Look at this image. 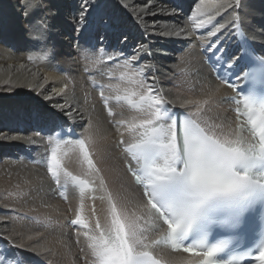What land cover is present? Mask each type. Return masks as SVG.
Wrapping results in <instances>:
<instances>
[{
	"label": "bare ground",
	"instance_id": "6f19581e",
	"mask_svg": "<svg viewBox=\"0 0 264 264\" xmlns=\"http://www.w3.org/2000/svg\"><path fill=\"white\" fill-rule=\"evenodd\" d=\"M35 4L40 7L32 12ZM91 5L88 35L95 48L77 26L82 0H0V258L3 264H98L91 238L111 227L115 208L125 223L137 221L155 258L193 264L198 259L172 250L165 225L147 214L143 190L126 166L139 163L125 147L138 143L140 124L153 119L155 105L141 101L142 95L162 96L169 111H185L219 138L239 136L246 147L253 144L249 123L233 111L241 109L231 100L233 87L215 70L224 59L238 63L240 33L264 55V0ZM37 17L47 25L46 39L30 28ZM100 21L112 29L106 53L96 39L98 28L103 35ZM200 21L207 26L196 28ZM67 39L76 42V52L68 51ZM34 108L56 113L67 134L42 130ZM77 215L82 223L74 225Z\"/></svg>",
	"mask_w": 264,
	"mask_h": 264
},
{
	"label": "snow or ice",
	"instance_id": "6c2138e0",
	"mask_svg": "<svg viewBox=\"0 0 264 264\" xmlns=\"http://www.w3.org/2000/svg\"><path fill=\"white\" fill-rule=\"evenodd\" d=\"M39 7V4L32 5V12ZM93 11L91 0H82L77 26L90 48L96 47L88 35ZM232 19L236 21L239 17L234 15ZM100 25L103 35L98 28L96 39L101 42L100 51L106 53L105 42L112 29L106 21H100ZM206 26L204 21L196 24L198 29ZM31 27L38 28L41 38L46 39L47 25L42 18L33 20ZM221 28H224L223 24L211 35L215 36ZM240 35L243 36V33ZM246 44L245 41V54L228 70L239 79L237 74L243 68L252 69L245 73L250 87L244 108L250 113L249 123L254 133L259 130V153L255 151V145L246 147L242 137L222 139L214 133L210 134L191 117L179 120L165 107L160 95L140 97L141 101L149 102L150 107L155 105L153 119L140 124L143 132L139 142L127 149L138 163L136 153L150 161L143 179L133 172L137 182L143 185L142 196L146 198L144 207L148 209L147 214L158 226H167V238L178 248L203 256L202 264H242L245 259L249 260V264H264V57H260L262 63L255 66ZM141 47H137L134 59L141 54ZM224 64L229 65V60H225ZM229 86L234 87L232 84ZM148 91L151 93L152 89ZM257 106L261 112L259 121L252 118ZM56 107L64 112L63 105ZM31 113L43 125L42 130L49 133L59 130L60 138L67 134L56 113L43 112L39 108L31 109ZM79 144L84 147L83 140ZM52 161L56 163L55 152ZM48 170L59 182L53 167ZM71 223H82L81 217L77 215ZM100 227L97 223V228ZM213 227L230 230L238 247H243L245 235L251 234L252 242L243 251L230 250L227 261L217 258V254L227 248L228 241L209 244L207 238ZM141 237L142 230L137 221L133 219L125 223L113 208L111 227L101 231L99 238L92 237L91 247L98 264H156ZM186 243L191 246H184ZM0 264H3V258H0Z\"/></svg>",
	"mask_w": 264,
	"mask_h": 264
},
{
	"label": "rangeland",
	"instance_id": "374dc122",
	"mask_svg": "<svg viewBox=\"0 0 264 264\" xmlns=\"http://www.w3.org/2000/svg\"><path fill=\"white\" fill-rule=\"evenodd\" d=\"M100 19H103V16H100ZM138 35H139V37L141 36V34L140 33H138ZM73 40H68L67 39V43H68V47H69V49H68V51H70L71 49L72 50H75V52L77 51V45H76V42H73ZM70 44H72L71 46H70ZM76 48V49H75ZM161 49H158L157 51L159 52ZM161 51H164L165 52V50H161ZM74 52V51H73ZM160 53V52H159Z\"/></svg>",
	"mask_w": 264,
	"mask_h": 264
}]
</instances>
